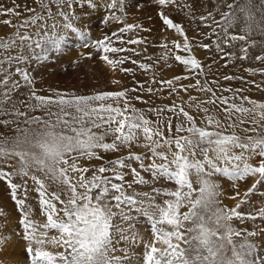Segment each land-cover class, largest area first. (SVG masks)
<instances>
[{
	"label": "snow or ice",
	"instance_id": "6c2138e0",
	"mask_svg": "<svg viewBox=\"0 0 264 264\" xmlns=\"http://www.w3.org/2000/svg\"><path fill=\"white\" fill-rule=\"evenodd\" d=\"M40 4L41 11L25 6V11L32 12L33 15L23 20L19 25H14L16 31L8 38H0V50H9L20 48L22 51L15 57H6L9 64L13 62H27L31 56H35L37 61L47 60L51 52L61 50L67 40L65 33L72 30L78 33L81 38H86L82 28L76 27V19L71 10L64 11V7L71 9L72 0H52L58 5L57 13L50 9L49 0H37ZM158 5L176 6L178 11H184L186 5L182 0H156ZM80 3L89 9L94 8L95 0H80ZM264 4V0H261ZM111 9H119L124 14L126 0H110L108 5ZM190 9V5L187 6ZM235 7V5H229ZM19 5L13 7L0 6V15L19 16L17 11ZM47 12V15L44 12ZM193 16L194 13H191ZM163 24L169 29H175L183 37V43L173 41L174 48L181 50L188 55H174V59L191 72L194 76H203L204 68L201 61L194 55H191L192 44L184 34V28L164 10L159 12ZM225 19L231 16V13H223ZM59 16L63 23L56 20ZM52 18L53 23L48 24V19ZM91 11L85 12L82 7L79 13V19L90 20ZM211 13L202 15L199 19L206 22L211 19ZM111 19H120V17L109 16L104 20L107 24ZM215 22V21H214ZM4 24L11 25V20H4ZM31 26L36 27V31L30 30ZM139 25L125 23L118 31L112 32L111 35H105L102 39L95 42V47L102 53L103 59L108 65L115 69L122 65L128 56H118L112 58L109 54H119L127 51L136 52L135 49L123 47L124 44L138 45L144 43L143 38L125 40L123 34L130 32ZM223 37L213 30L217 37L215 48L218 53H223L224 49L221 43L227 44L231 41H243L244 35H228V28L223 27ZM114 40L118 41L120 47L114 46ZM47 45V50L45 49ZM165 49L164 60L169 58L171 50L167 44L163 45ZM200 47L209 49V44H202ZM37 49L41 51L36 52ZM244 56L247 58V49H242ZM231 58L233 54H225ZM257 60L264 61V56H257ZM133 64L138 62L133 60ZM142 70H150L152 65L139 63ZM125 73H135L134 68H122ZM254 74L256 69H248ZM16 72L20 74L24 84L32 86L34 78L27 68L17 67ZM188 76H176L173 79L159 81L161 89L165 86L171 90V93L180 89L175 87L176 82L182 79H188ZM237 77L225 76V80L236 79ZM10 77L0 81L5 87H9ZM156 83L155 79L151 81ZM113 83H119L113 81ZM211 83H216L212 81ZM20 82H12L7 92L0 93L5 98L11 91L20 87ZM143 90L144 85H138ZM181 88L187 91L189 88H198L201 92L212 94V99L208 103L217 101L224 106L223 111L229 123L223 124L214 116L206 117V124L197 125L194 117L185 110L184 106H178L173 103L170 106L159 108H148L146 111L156 116L155 120L148 118L144 110H138L128 100V93L135 92L138 89H125L122 91H106L95 95H75L56 93V98L37 95L34 87L31 88L29 99H35L36 107H46L56 104L60 111L56 113V123L44 121L49 129L47 133L52 137V141L38 142L34 146L38 150H11L0 148V155L5 157H17L22 163H27L26 158L38 166L37 169L43 171L49 161L55 165V168H48L51 174V181L61 187V191L49 192L44 180L38 179L35 175L31 176L32 181L37 185L39 193L38 205L42 207L46 215V222L38 224L30 219L31 208L25 210V200L18 199L17 203L24 211L23 224L24 236L22 239L27 241L26 251L32 253L33 264H113L114 258L111 253L114 251V237L119 234L120 239H137L139 234L134 229L126 230L114 225L113 218L119 216L124 221L132 219L129 214L132 208L142 213L150 221V233L155 236L154 241L150 238L147 242L146 259L147 264H216L217 250L215 240L227 239L232 241L233 236H240V232L231 227L233 218L245 219V215L236 208L225 209L219 206L217 196L219 195L217 185L210 179L213 170L222 172L224 175L232 178L233 181H242L246 178H253L254 183L248 189L252 193L259 186L264 185V159L253 166L248 163L250 156L245 154V150L259 149V152L253 151V155H259L264 158V103H258L255 100H249L248 97L242 96L241 99L250 105L245 107L243 103L229 102L232 97H217L209 82L205 79L201 83L196 79L195 85L183 86ZM148 93L157 91L152 87L146 89ZM232 92V89H221V92ZM237 89L235 92H241ZM67 97V98H66ZM136 100L141 96L137 95ZM191 99L195 100V97ZM111 100L112 102L105 103ZM3 101H0L2 103ZM94 102H99L98 106H93ZM145 103H147L145 101ZM123 104V106H121ZM33 107L32 105H29ZM65 106H75V114L65 111ZM199 107V105H197ZM171 112L176 117L175 135H172L173 124L172 117H164L163 113ZM205 113L208 109H203ZM17 115H24L17 109ZM235 117V122H233ZM248 121L252 127L245 129L256 133V135H247L241 137L234 129L241 123ZM6 122V121H5ZM33 123H41L40 119L33 118ZM166 124L169 135L165 136L164 125ZM62 125L63 129L59 133L54 129ZM259 126V130H258ZM103 128L102 133H97L94 129ZM226 128H231V133L226 132ZM106 136H112L111 142H105ZM143 140V144L140 141ZM133 146L147 148L151 154L152 162L144 164L146 159L144 154L132 152ZM175 148V151L173 150ZM120 149H128L127 156H120L115 160H108L107 163L101 164L98 168L92 169L93 175H86L90 171L88 167H81L77 161L81 157L89 160L92 158L103 159L97 150L107 152H116ZM166 149V150H165ZM239 149L237 153L235 150ZM76 155H73V154ZM211 153V155H209ZM199 154L200 158H197ZM159 159L161 163H156ZM71 161V162H70ZM132 161L139 162V168L151 173L154 179L166 178L168 181H174L178 186L175 190L157 189L153 191L157 195L166 197L163 204L155 203V196L148 193H137L133 186L148 184L151 181L145 179L141 171L132 166ZM224 161L225 166L220 167L219 162ZM127 169L133 176L132 181H127ZM28 167H21L18 171L9 172L0 168V180L7 183L9 190L16 197L18 189L21 187L27 189V183L17 184L13 182V177L29 175ZM110 173V174H108ZM192 176L196 177V182L200 185L197 190L193 186ZM47 179L48 176H45ZM235 188L236 185L234 184ZM128 190H132L129 192ZM63 195V199L61 196ZM240 195L239 192L236 193ZM246 199H247V194ZM195 196V198H194ZM147 200V202H146ZM245 201H241L244 203ZM215 204V223L216 229L208 227L212 220V213L208 206ZM59 205V207H58ZM187 206V211H181ZM129 211H126L125 208ZM115 209V211H114ZM204 210L202 212L201 210ZM264 217V209L258 213ZM255 218L253 215L250 217ZM225 221L224 225L220 221ZM190 225V226H189ZM220 227L226 228L221 233ZM58 231V236L48 237V230ZM132 232V235H128ZM195 233V235H190ZM14 234V233H13ZM249 236L256 233H248ZM190 237V238H189ZM8 237L0 235V241H7ZM162 243L163 247H158L156 242ZM196 241L198 245L205 249L207 255L202 256L197 250L195 256L189 257L187 245ZM55 245L54 251L45 250V245ZM6 246L0 245V248ZM62 249V250H61ZM240 252L235 251L233 254L238 264H257L251 257L256 252V245L245 242L240 245ZM0 264H3L0 261ZM229 264H232L229 261ZM259 264H264V258H261Z\"/></svg>",
	"mask_w": 264,
	"mask_h": 264
},
{
	"label": "rangeland",
	"instance_id": "374dc122",
	"mask_svg": "<svg viewBox=\"0 0 264 264\" xmlns=\"http://www.w3.org/2000/svg\"><path fill=\"white\" fill-rule=\"evenodd\" d=\"M182 2L186 5L184 11H178L174 5H158L156 0H126V7L122 15L118 8L111 9L108 7L110 0H95L96 6L92 9L84 7L80 3V0H72L71 9L64 7L63 10L66 12L71 10L73 12L74 19H76V27L82 28L86 34V38H81L78 33L76 35L70 34L72 30H69V33H65L67 40L64 47L59 51L51 52L47 60L40 61H37L35 56H31L27 62H13L9 64L5 58L9 56L15 57L22 50L20 48L6 51L0 50V81L10 77L9 87L12 82L16 81H19L21 85L15 91H11L7 98L0 95V101H3L0 103V139L18 137L22 129L26 132L30 126L37 124L32 122L33 118L38 117L41 123L56 120L55 114L60 111V107L56 104L46 107H36L37 102L35 99H29L32 87L36 89L37 95L52 97L53 99L56 98V93L90 96L100 92L137 88L138 90L135 92L130 91L127 98L136 109L144 110L148 118L152 120L156 119L154 114L146 111L148 108L170 106L175 103L178 106H184L185 110L194 117L197 125L200 126L206 124L207 116H214L225 125L229 121L223 111V105L218 101L216 103H208L212 99L211 93L201 92L198 88H189L187 91L181 88V85H195L196 79H200L202 84L206 79L217 97H232L233 99L229 101L230 103H243L245 107H250L248 103H245L241 99L242 96H246L249 100H255L258 103H264V71H257L255 74L248 71V69L264 70V61L256 59L257 56H264V4H261V0H182ZM15 5H19L17 9L20 13L19 16L0 15V38L11 36L16 31L14 25H19L23 20L33 15L32 12L25 11V6L35 9L37 12L41 11L37 0H0V6L13 7ZM49 5L51 11L57 13L58 5L53 3L52 0H49ZM188 5H190V9L187 7ZM229 5H235V7H229ZM82 7L85 12L91 11L90 20L79 19ZM161 10H164L174 22L180 23L184 28V34L192 44L191 55L199 59L204 68L203 76H194L174 59V55L177 52L188 55L182 49H175L173 45V41L183 43L184 37L175 29H169L163 24L162 18L159 15ZM191 13L195 15L193 16ZM209 13L212 15L211 19L206 22H202L199 19L200 16ZM223 13H231L232 15L228 19H225ZM44 14L47 15V12L45 11ZM110 15L120 17V19H111L105 24L104 20ZM4 20H11L12 24H4ZM56 20L63 23L59 16L56 17ZM47 22L51 25L53 23L52 18H49ZM125 23L139 25L140 27L134 28L130 32H125L123 34L124 39L143 38L144 43L123 45L125 48L135 49V53L127 51L119 54H109L112 58H118V56L130 57L124 64L118 65L113 69L101 59L102 53L96 49L95 42L98 39H102L105 35H111L112 32L118 31ZM223 27L228 28L229 36L244 35L246 39L243 41L229 40L227 44L221 43L224 52L218 53L215 48L217 37L212 33L215 30L216 33H219L223 37ZM30 30L35 32L37 29L35 26H31ZM74 38H78L79 42H76ZM164 44L168 45L172 53L167 60L163 59L165 55ZM202 44H209L211 47L204 49L200 47ZM114 46L120 47L121 45L118 41L114 40ZM45 49L47 50V45H45ZM242 49H247L246 59L242 58L244 56ZM40 51V49L36 50L37 53ZM225 54L233 55L229 58ZM133 60L138 63L133 64ZM139 63L150 64L152 68L147 71L142 70L139 68ZM17 67L28 69L34 78L32 86L24 84L20 74L16 72ZM122 68H134L136 71L134 74L125 73L121 70ZM176 76L189 77L188 79L176 82L175 87L180 89L179 91L170 94L171 90L167 86L163 90H160L161 85L159 81L170 80ZM225 76L237 78L225 80ZM153 78L156 83L151 82ZM113 81H118L119 83H113ZM212 81L216 83L213 84L211 83ZM141 83L144 85L143 90L138 87ZM9 87L0 84V93L7 92ZM148 87H152L157 91L148 93L146 91ZM221 89H232L233 91L221 92ZM237 89L242 91L235 92ZM137 95L141 96L140 100L135 99ZM192 97H195V100L191 99ZM109 102L112 101L109 100L105 103ZM98 104L99 102H94L93 106H98ZM205 108L208 109L207 113L203 111ZM17 109L24 115H17ZM74 112L75 110H72L73 114ZM163 116L172 117V135L174 136L175 125L177 123L176 117L167 111L163 113ZM233 122H235V117H233ZM163 127L165 136H168L166 124ZM251 127V123L245 121L236 127L234 131L241 137L247 135L254 136L256 133L245 131V129H250ZM225 130L228 133L233 131L231 128H226ZM94 131L99 134L104 129H94ZM112 139V136H106L105 142H111ZM2 143L6 145L7 139ZM13 144L15 145V141H13ZM140 144H143V140L140 141ZM0 148L11 151L7 147ZM173 150L175 151V148ZM97 151L103 159L92 158L89 160L86 157H81L77 161L79 166L90 169L86 173L89 177L93 175L92 169L107 163L108 160H115L120 156L128 155V149H120L116 152L107 153L103 150ZM131 151L137 154H144L146 157L144 160L145 165L152 162L151 154L147 148L133 146ZM235 151L237 153L240 152L239 149ZM253 151L258 153L259 149L245 150V154L251 157L248 163L256 166L264 158L259 155H253ZM73 155L76 154L74 153ZM197 158H200L199 154H197ZM156 163H161V161L157 159ZM132 166L140 170L145 179L151 181L148 184L134 185V190L137 193H148L150 196H155V203L163 204V200L166 197L157 195L153 191L154 188L175 190L178 187L174 181H168L166 178L154 179L151 173L139 168V162L132 161ZM219 166H225V162L220 161ZM0 168L9 172L18 171L21 168V161L17 157L0 155ZM125 171L128 172L126 180L132 181L133 176L131 173L127 169ZM32 175H35L40 180H44L49 192L61 191L60 186L47 179L42 171L37 168L30 169L27 177L22 175L13 177L14 183H27V189L23 187L18 189L15 198H13L7 183L0 180V225L2 224L0 226V235L16 240L20 247L19 255L24 259L23 264H33V254L26 251L27 241L22 239L24 236L23 224L19 223V221L23 220L24 211L21 210L17 200H25V210L29 207L31 208V220L38 224L46 222V215L42 207L38 205L39 193L36 190L37 185L31 179ZM191 179L194 188L198 190L200 185L196 182V177L192 176ZM210 179L217 185L216 190L219 193L217 199L220 207L230 210L236 208L238 204L240 205L237 210L244 214L246 218L238 219L234 217L230 222L231 227L240 232V236H233L232 239L256 245V252L250 258L259 264L260 259L264 258V217L258 214L260 209H264V185L259 186L252 193H248V189L254 183L253 178L233 181L231 177L224 175V173L213 170ZM234 184L236 185L235 188L233 187ZM128 191L131 192L132 190ZM237 192L240 193L239 196L236 195ZM245 194H247V199ZM61 198H64L63 195ZM245 200L246 202L241 203V201ZM125 210L129 211L127 207ZM181 211H187V206ZM129 214L132 217L130 221H124L117 216L113 218V223L126 230L134 229V232L139 234V238L123 240L117 234L114 237V251L111 253V256L114 258L113 264H147V242L150 238L153 241L155 239L154 234L149 231L150 221L142 213L137 212L135 208H132ZM253 215L255 218H250ZM6 218L9 219L8 225L10 226L11 224L10 227L8 226V229L5 227L6 220H8ZM250 232L256 233V235L249 236L248 233ZM127 234L132 235L133 233L128 232ZM54 235L58 236L57 230H48L49 238ZM2 243H6V241H0V245H4ZM156 243L158 247L164 246L158 241ZM45 248L47 251L56 250L55 245L50 244H46ZM0 261L3 264H14L7 262L9 260H5L1 252Z\"/></svg>",
	"mask_w": 264,
	"mask_h": 264
},
{
	"label": "clouds",
	"instance_id": "9594fccd",
	"mask_svg": "<svg viewBox=\"0 0 264 264\" xmlns=\"http://www.w3.org/2000/svg\"><path fill=\"white\" fill-rule=\"evenodd\" d=\"M65 111L72 112V110H75V106H65ZM75 114V112H74ZM53 124L56 123V120L52 121ZM63 126L59 125L57 126L54 131L59 133L62 131ZM52 129H49L47 123H40L36 124L35 126H30L27 131L25 132L23 129L20 131V135L9 138H3L0 139V147H7L10 150H19V149H25V150H38L35 149L34 146L38 144V142L42 141H52V137L48 136L47 133L51 131ZM7 139V144L4 145L2 142ZM13 141H15V145L13 144ZM27 163L21 162V167H28L29 169L32 168H38V166L31 160V158H26ZM48 168H55V165L52 163V161L48 162L47 167L42 171V173L45 176H48V178L51 180V174L48 172ZM217 205L215 204H209L208 208L210 212L212 213V220L209 222L208 227L212 229L217 228V224L215 223L216 216H215V208ZM204 212V210H201ZM221 225L225 224V221H220ZM219 231L221 233L226 231V228L220 227ZM195 235V233L190 234ZM244 241H234L232 239L231 242H229L227 239L224 240H215V248L217 250V258H216V264H229V261L232 262V264H238V261H236V258L233 254V246H235V251L240 252V245L244 244ZM188 249V255L189 257L195 256L197 254V250L199 249V253L204 256L207 255V252L204 248L200 247L196 241H192L191 244L186 246ZM246 259H250V257H245Z\"/></svg>",
	"mask_w": 264,
	"mask_h": 264
},
{
	"label": "bare ground",
	"instance_id": "6f19581e",
	"mask_svg": "<svg viewBox=\"0 0 264 264\" xmlns=\"http://www.w3.org/2000/svg\"><path fill=\"white\" fill-rule=\"evenodd\" d=\"M68 33H69V30H68ZM73 33L72 31H70V34ZM73 34H77V33H73ZM76 42H79V39L78 38H74ZM8 219V218H6ZM5 224V223H4ZM9 224V219L6 220V229H8L10 226L8 225ZM2 225V224H1ZM0 225V226H1ZM9 226V227H8ZM1 229V228H0ZM5 230V229H4ZM10 233V232H9ZM13 235V234H12ZM2 244H6V246L0 248V252L2 253V256L4 257L5 260H9L7 262L9 263H14V264H23L24 262V259L19 255V244L16 242L15 239H8L6 241V243H2ZM48 248V247H47ZM46 249V248H45ZM50 249V248H49ZM54 250V248H53ZM2 259V258H1ZM136 260V258H135ZM18 262V263H17Z\"/></svg>",
	"mask_w": 264,
	"mask_h": 264
}]
</instances>
